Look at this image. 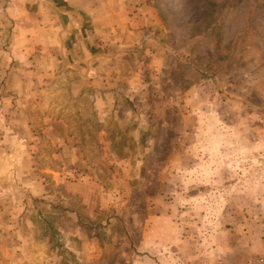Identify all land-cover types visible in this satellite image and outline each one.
<instances>
[{
	"label": "rangeland",
	"instance_id": "1",
	"mask_svg": "<svg viewBox=\"0 0 264 264\" xmlns=\"http://www.w3.org/2000/svg\"><path fill=\"white\" fill-rule=\"evenodd\" d=\"M11 2L0 264H264V0H148L158 45L78 54L21 53Z\"/></svg>",
	"mask_w": 264,
	"mask_h": 264
},
{
	"label": "crops",
	"instance_id": "2",
	"mask_svg": "<svg viewBox=\"0 0 264 264\" xmlns=\"http://www.w3.org/2000/svg\"><path fill=\"white\" fill-rule=\"evenodd\" d=\"M147 1L13 0L9 11H14L15 31L21 30L20 34L29 38L30 43H34L29 45L28 49L20 51L21 53L25 54L28 51L35 54L42 53L48 46H53L52 51L54 52L58 50L60 53L78 54L88 53L84 38H90L89 31L92 28L100 37H115L116 39L120 37L121 40L122 37H133L130 41L136 43L134 45L137 47L148 48L152 42L158 45L154 35L160 25V19ZM27 4L35 6L33 13H24L28 11ZM43 6L45 11H50V15L45 17V19L50 18L48 22L43 21L41 14ZM36 7L40 12L36 11ZM25 17L29 21L27 29L24 28ZM48 37L55 39L51 38V43H48L46 40ZM81 41L83 43H80ZM80 58L84 57L80 55ZM260 245L264 249V242Z\"/></svg>",
	"mask_w": 264,
	"mask_h": 264
}]
</instances>
